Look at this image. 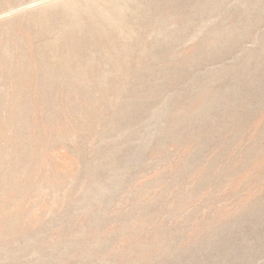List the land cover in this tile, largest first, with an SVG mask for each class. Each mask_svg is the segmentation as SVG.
<instances>
[{
	"label": "rangeland",
	"instance_id": "1",
	"mask_svg": "<svg viewBox=\"0 0 264 264\" xmlns=\"http://www.w3.org/2000/svg\"><path fill=\"white\" fill-rule=\"evenodd\" d=\"M0 264H264V0H0Z\"/></svg>",
	"mask_w": 264,
	"mask_h": 264
}]
</instances>
